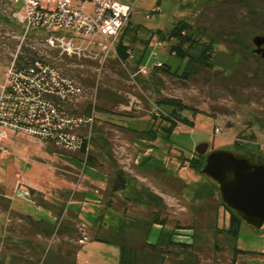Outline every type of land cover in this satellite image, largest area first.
Listing matches in <instances>:
<instances>
[{"label":"rangeland","instance_id":"rangeland-1","mask_svg":"<svg viewBox=\"0 0 264 264\" xmlns=\"http://www.w3.org/2000/svg\"><path fill=\"white\" fill-rule=\"evenodd\" d=\"M157 1L135 0L129 26L139 25L142 29L135 34L136 42L131 41L133 34L123 39L130 52L125 65L110 62L101 70L59 67L81 87L82 96L72 103L78 117H84L86 104L95 109L85 133L89 140L93 138L89 151L97 164L95 169L83 170L81 163L71 157L48 153L37 139L6 132L7 140L0 143V196L6 199H0V250L8 251V256L32 257L38 259V264H47L61 253L62 244H66L62 255L71 253L75 246L68 240H75L74 234L61 233L59 237L53 230L46 240L37 239L38 226L28 220L52 228L57 226L58 218L70 230V223L64 220L71 212L77 216L79 235L87 240L74 264H117L116 246L89 241L94 228L101 224L112 234L120 227L125 233L130 229H140L141 234L149 230L147 240L155 243L160 228L150 226V222L154 212H159V218L165 220L161 242L168 233L176 232L175 241L192 244L193 264H231L224 237H217L219 249L215 250L213 236L215 218L218 228L226 229L228 213L218 209L217 190L189 167V161L196 157L194 149L199 144L207 143L209 150L230 149L235 140L250 134L256 144L247 150L264 157V81L245 78L240 73L242 66L235 65L241 55L230 40L235 34L237 40L247 42V29L237 28L235 23L231 30L229 20H211L204 14L206 7H222L233 0H159L158 6ZM250 2L259 6L261 0ZM49 7L53 8L54 3ZM11 11L6 0H0V15L12 21ZM84 12L92 15V6L87 4ZM180 20L192 26L200 42L211 43L212 68L193 67L186 80L152 76L150 69L160 64L169 66L176 76L183 71L186 61L170 56L168 44H159L156 35L150 39V33L160 30L166 34ZM20 31L15 22L5 26L0 23V87L9 64L4 53L18 42ZM141 41H148L146 49ZM79 74L83 82L76 78ZM87 81H92L93 88ZM160 98L177 100L186 108L183 116L193 125H177L169 140L159 132L153 143L138 141L132 131L157 128L158 122L151 119V114L163 113L156 105ZM118 170L124 173L127 187L112 197V208L107 209L105 203ZM77 195L85 199L77 201ZM6 201L9 210L2 212ZM52 206L60 207L56 215L50 212ZM236 246L244 252L264 253V231L255 233L242 223ZM5 261L11 262L9 257ZM235 264H264V257L243 256Z\"/></svg>","mask_w":264,"mask_h":264},{"label":"built area","instance_id":"built-area-1","mask_svg":"<svg viewBox=\"0 0 264 264\" xmlns=\"http://www.w3.org/2000/svg\"><path fill=\"white\" fill-rule=\"evenodd\" d=\"M6 1L21 31L0 87V141L9 131L74 152L89 140L81 129L91 119H70L59 109L60 102L72 104L82 96L80 85L59 67L101 70L116 59V46L135 0ZM87 4L92 6V15L84 12ZM23 47L31 53L19 59Z\"/></svg>","mask_w":264,"mask_h":264},{"label":"trees","instance_id":"trees-1","mask_svg":"<svg viewBox=\"0 0 264 264\" xmlns=\"http://www.w3.org/2000/svg\"><path fill=\"white\" fill-rule=\"evenodd\" d=\"M159 3L160 1L158 0L156 2V5L158 6ZM12 13L13 10L11 11L10 14L12 21L6 16L0 15V23L3 24L4 26L10 25L14 22L16 23L15 19L12 17ZM129 25L130 23L128 21L127 26L123 30L122 35L120 36L119 41L117 43L116 46L117 58L110 60L108 63L118 62L122 65H125L127 63L130 52L128 46L123 45V39L125 38L126 35L133 34L131 36V41L136 42L137 38L135 34H137L142 29L141 26L139 25L133 28H130ZM153 35H156L157 42L159 44H163V43L168 44L167 53L170 56H173L179 62L186 61V65L180 76H176L174 72H171L169 66H166L164 64L154 65L150 69L152 76H154V74H160L162 76H174L186 80L188 78L190 70L193 67L202 70H209L212 68V64H213L212 60H214V57L211 54L212 53L211 43L200 42L199 39L197 38L198 35H196V33L193 31L192 26H190V24L186 23L185 21L183 20L178 21L166 34H164L160 30L154 33H150V39L153 37ZM18 42L16 43L13 42V45H11L9 52L4 53V57L6 58V61L9 62V64L12 60V57L16 54L18 48ZM141 43L144 45V48L146 49L148 45V41H141ZM30 53H31L30 51H28L26 48L23 47L17 56L19 59H22L23 56L29 57ZM138 62L139 61H137V67H140ZM16 64L19 63L17 62ZM60 66H64V64ZM80 75L81 74H79L76 78L79 81L83 82L82 76ZM87 83L90 84L91 87L93 88L92 81H87ZM96 89L94 90V94H96L97 92ZM53 99L55 101H58L56 98ZM156 105L157 108L163 109V113L161 112L162 114L160 113L151 114V119L153 121L158 122L157 128L144 127L141 130L132 131L133 133L136 134V139L138 141H148L150 143H153L157 139L159 132L162 134V137L165 140H169L170 135L175 130L177 125L181 124L190 127L193 125V123L190 120H188V118L183 116L182 112L186 110V108L183 107L177 100H174L172 98H168V99L160 98L159 100L156 101ZM59 109L62 112L64 111L63 113H65L70 119H76L79 116L76 114L73 104L66 103L65 101L60 102ZM93 110H95L93 106L91 108V105L86 104L82 110L84 117L87 119H91V114H92L91 112H93ZM192 113L194 115L199 112H192ZM87 128H88V124L85 126V128L81 129L82 135L84 134L83 132L85 133L87 132ZM241 139L242 140H235L232 143L230 149L236 152H243L246 151L249 146L256 144L255 137L252 134L248 136H243ZM90 140H88L87 143L86 142L82 143L79 149H77L74 152H67L65 150H61L56 146H54L53 144H51L50 142H42V143L45 145V148L48 153H57V154L65 155L67 157H71L76 161H78L79 163H81V165L83 166V170H85L87 168L95 169V167H97V164L94 161V156L90 154L89 151L91 148ZM51 148H53L56 151H53ZM195 156H196L195 158L190 159L189 167L199 173V170L204 165V158L198 157L197 155ZM126 187H127L126 177L123 172L118 170L114 174V178L112 180L109 189L110 198H108V200L105 203L107 209L112 208V201H111L112 197L116 193L124 191ZM213 188L215 187L213 186ZM68 197H70L69 194ZM0 199L4 200L5 198L3 196H0ZM219 208H223V210L228 213L229 223L226 229L218 228L216 223L217 218H215L214 226H213V236L215 243L214 249L215 250L219 249L217 237L220 235L224 237L225 242L229 246V251L232 256L231 264H235L237 258L243 256L264 257V253L262 254L249 253V252L241 251L237 248L236 242L239 235L240 226L242 223L238 218L232 215L221 204V202L218 205V209ZM3 209L4 211L2 212H7V210H9L8 201H6L5 205H3ZM55 222L57 226L52 228L46 227L45 234L50 235V233L52 234L54 232L55 235L58 234V236L60 237L62 235L61 233H67V234L72 233L75 236V242L76 243L78 242L77 244L79 245H75V247L72 248L71 253H66L63 256L54 255L53 260L48 261L47 264H53L54 262L55 264H74L75 255L80 249V244H81L80 242L86 240V237L83 236L84 238H82L79 235L74 224L72 225L70 224L72 228L69 230V227L67 226L68 224H61L58 218H56ZM150 224H151L150 226H158L160 228L159 236L155 241V243H149L147 240V234L149 230L144 234L139 233L140 229H130L128 232L125 233V231L120 227L117 233L112 234L104 231L101 224L94 229L92 235L89 237V241L95 243H101L105 245L116 246L118 249L117 264H169V261L171 260L177 261V264H193L191 261L192 244L175 241L174 236L177 235L175 234L176 232H174V234L173 232L168 233L166 240L164 242H161L160 239H161L162 231L164 229L165 220L159 218V212H154ZM187 230H191V229H187ZM7 253L8 251L6 250L3 249L0 250V264H7L6 261L4 262L6 257H9L11 261L10 264H38L37 262L38 259L34 260V258L32 259V257L24 258L22 255L18 256L17 254L8 256ZM18 260L23 262L16 263L15 261Z\"/></svg>","mask_w":264,"mask_h":264},{"label":"water","instance_id":"water-1","mask_svg":"<svg viewBox=\"0 0 264 264\" xmlns=\"http://www.w3.org/2000/svg\"><path fill=\"white\" fill-rule=\"evenodd\" d=\"M253 43L260 44L258 39ZM194 154L204 158L199 174L216 188L221 204L253 232L264 231V157L249 151L209 150L207 143L199 144Z\"/></svg>","mask_w":264,"mask_h":264},{"label":"flooded vegetation","instance_id":"flooded-vegetation-1","mask_svg":"<svg viewBox=\"0 0 264 264\" xmlns=\"http://www.w3.org/2000/svg\"><path fill=\"white\" fill-rule=\"evenodd\" d=\"M254 1V0H251ZM222 6L206 7L204 14L211 20L222 17L225 21L229 20L231 30L233 25L237 28H246V41L237 40L235 34L232 35L230 42L239 48L241 60L235 65L242 66L240 73L245 78H258L264 81V0H261L260 5H253L250 0H233L224 2ZM262 7V8H261ZM254 39H258L259 46L253 43ZM247 72L250 76L247 77ZM248 151V150H246ZM251 152V151H249ZM254 153V152H251ZM258 155V153H255Z\"/></svg>","mask_w":264,"mask_h":264},{"label":"crops","instance_id":"crops-1","mask_svg":"<svg viewBox=\"0 0 264 264\" xmlns=\"http://www.w3.org/2000/svg\"><path fill=\"white\" fill-rule=\"evenodd\" d=\"M5 140H7V138L6 139H4V140H1L2 142L3 141H5ZM0 141V143H2ZM75 160V159H74ZM77 197H78V199H76L77 201H83L85 198L84 197H82V196H78L77 195ZM53 207H55V208H53ZM57 208H60V207H58V206H52V208H49L50 209V212H52V214L53 215H56L57 213H56V211H57ZM49 211V210H48ZM16 218H18V217H16ZM24 218V217H23ZM26 219V218H25ZM17 221H21V219H16ZM28 220L29 221H31L32 222V224H36L37 226H38V229H39V231H37V233H36V238L37 239H42V240H46L47 239V237H48V235L47 234H45V230H46V225H48V226H50L49 224H46V223H43V222H36V221H33V220H31L30 218H28ZM9 220H7L6 222H8ZM68 221V222H67ZM66 223H70L71 225L72 224H74L75 225V227H76V225H78V223H77V216H76V214H74V213H71L70 212V214H68V216H67V218H66ZM41 224V225H40ZM42 225H44V227H45V229H44V227L42 226ZM79 227V226H78ZM96 228V227H95ZM94 228V229H95ZM63 235V234H62ZM64 235H65V233H64ZM73 241V242H72ZM84 241H87V240H84ZM84 241H82V243L80 244V247L82 246V244L84 243ZM68 243L71 245V243H73L72 245H77V243L75 242V240L74 239H72V238H70L69 240H68ZM68 244V245H69ZM66 244H62V247L60 248L61 250H60V254H57V255H60V256H63L62 255V253H63V251H65L64 249L66 248V246H65ZM79 245V244H78ZM70 248V247H69ZM59 249V248H58ZM80 250V249H79ZM79 253V251L76 253V255H75V259H76V257H77V254ZM56 255V256H57ZM65 255V254H64Z\"/></svg>","mask_w":264,"mask_h":264}]
</instances>
